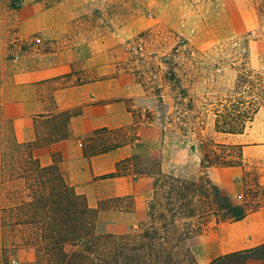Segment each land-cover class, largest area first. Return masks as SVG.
Here are the masks:
<instances>
[{
	"label": "rangeland",
	"instance_id": "rangeland-1",
	"mask_svg": "<svg viewBox=\"0 0 264 264\" xmlns=\"http://www.w3.org/2000/svg\"><path fill=\"white\" fill-rule=\"evenodd\" d=\"M261 5L262 0H0V89L12 79L25 57L32 54L64 50L79 54L74 68L76 75L82 76L85 58L102 53L104 57L99 62H106L109 67L97 69L96 77L122 75L114 87L116 94H124L127 88L128 104L138 116L146 110L152 112V124H143L132 132H140L144 141L162 144L170 158L171 174L198 179L204 153L213 143L223 142L251 146L244 151L247 169L257 167L264 173V108L242 136L213 131L217 121H222L216 112L232 107L239 99L234 93L238 76L251 73L253 78L258 74L264 77ZM38 28L43 29L25 35ZM143 34L148 40L145 55L135 53L139 58H132L129 43ZM177 47L179 53L175 56ZM163 57L173 60L177 78L188 90L186 98L173 87V82L161 81L162 70H169L162 63ZM132 63L139 72L134 71ZM162 85L163 99L155 93V87ZM245 90L249 92L250 88ZM245 100L253 99L247 95ZM190 101L195 103V115L201 113L199 116L208 126L204 143L193 132L184 133L183 127L170 123L173 117L179 124L182 104ZM11 125L0 106V210L29 199L25 181L9 178V164L16 167L19 158V154L9 150L7 142ZM209 175L216 184L224 185L225 194L241 201L245 187L241 168L217 167ZM236 184L243 188L236 189ZM16 230L14 235L11 227L0 228V264L34 262L32 252L12 244L15 237L20 242L32 239L31 228ZM4 237L8 239L6 250L2 248ZM189 245L199 264H209L213 257L240 247L230 236L222 240L215 233L199 236Z\"/></svg>",
	"mask_w": 264,
	"mask_h": 264
},
{
	"label": "trees",
	"instance_id": "trees-1",
	"mask_svg": "<svg viewBox=\"0 0 264 264\" xmlns=\"http://www.w3.org/2000/svg\"><path fill=\"white\" fill-rule=\"evenodd\" d=\"M261 12L264 13V0ZM147 36L143 34L130 42L131 57L145 55ZM137 53V54H135ZM179 48L174 49V55ZM133 60V59H132ZM168 71L162 70L161 81L173 82V87L188 96V90L177 78L173 60L163 57ZM131 62V61H130ZM134 65V71L139 68ZM131 72V69H127ZM134 74V72H132ZM136 74H134L135 76ZM147 87V86H146ZM162 86L155 87L161 99ZM246 87L250 90L247 92ZM235 94L239 95L232 107L225 106L217 111L218 120L214 132L227 136H242L264 108V77L251 73L240 74ZM249 95L252 102L245 98ZM178 121L184 133L193 132L204 143V131L208 129L201 113L195 115V103L182 104ZM134 113L135 124L119 129L107 127L94 130L83 143L86 157L111 152L140 138L133 132L142 124L151 125L154 117L146 110L144 115ZM75 113L65 112L52 119L44 120L35 142L20 144L11 128L8 137L9 150L19 154L16 167L9 164L10 179H23L28 190V200L15 207L0 210V228L11 227L17 233L18 227L31 228L33 238L12 244L32 252V264H199L189 243L193 239L216 233L221 225L244 220L249 215L264 209V173L260 168L247 169L244 144L228 142L213 143L201 160L202 174L196 180L185 179L162 170V152L156 150L151 158L138 155L118 165V170L104 178H115L133 174L142 181L154 183L155 194L150 202L148 219L137 230L127 234H99L96 231L99 208H91L86 196L80 195L68 183L60 170L57 157L54 164L42 166L33 156V151L46 145L67 139L68 123ZM59 120V121H58ZM133 131V132H132ZM3 161V160H2ZM3 164V162H2ZM12 166V167H11ZM217 167L241 168L245 184L241 201L226 195L210 177L209 172ZM8 239L2 240L6 250ZM209 264H264V243L252 248L221 254L212 258Z\"/></svg>",
	"mask_w": 264,
	"mask_h": 264
},
{
	"label": "crops",
	"instance_id": "crops-1",
	"mask_svg": "<svg viewBox=\"0 0 264 264\" xmlns=\"http://www.w3.org/2000/svg\"><path fill=\"white\" fill-rule=\"evenodd\" d=\"M42 29L26 32L25 35ZM78 57L79 54H71L65 50L35 53L25 57L12 79L2 85L0 106L4 110L5 118L11 122L12 131L20 144L35 142L38 127L40 133L44 132L40 128L44 120L58 117L65 112L75 113L68 123V138L35 149L33 156L42 166L54 164L57 157L60 170L65 174L68 183L78 194L86 196L89 206L94 209L102 204L105 206L98 212L96 231L99 234L131 233L148 219L149 205L155 194L154 183L142 181L133 174L104 177L116 172L118 165L128 158L138 155L148 159L156 150L162 152V170L172 173L170 158L162 144L155 145L144 141L140 132H137L140 140L135 143L108 153L85 156L84 140L94 130L128 127L134 125L136 120L134 113L129 110V107H133L128 104L130 99L127 88L120 95L114 89L123 76L100 74V78L96 77L97 69L104 70L109 67L106 62H99L104 54L94 53L85 58L87 64L83 68L82 76L76 75L78 72L74 68ZM249 147L251 146L246 144L244 151ZM1 165L0 156V167ZM217 185L221 190L224 187L223 184ZM241 187L236 184V189H242ZM228 195L233 196L230 193ZM215 234H220L222 240L230 236L232 240L238 241L240 247L233 251L263 244L264 209L242 221L221 225Z\"/></svg>",
	"mask_w": 264,
	"mask_h": 264
}]
</instances>
